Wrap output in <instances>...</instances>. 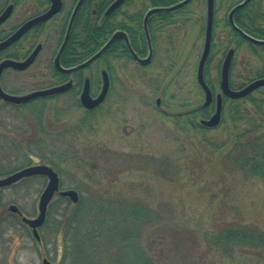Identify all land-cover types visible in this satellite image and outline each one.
I'll return each instance as SVG.
<instances>
[{"label": "rangeland", "instance_id": "obj_1", "mask_svg": "<svg viewBox=\"0 0 264 264\" xmlns=\"http://www.w3.org/2000/svg\"><path fill=\"white\" fill-rule=\"evenodd\" d=\"M65 1L68 12L72 1ZM206 2L195 0L174 13L172 22L179 23L166 25L156 36V57L146 69L127 58L108 57L83 71V77H90L91 81L101 76L102 70L111 75L110 93L93 113L90 132L69 136L63 142L49 139L48 148L46 145L29 152L26 143L32 135H23V130L28 129L25 121L29 109L5 108L0 102V177L4 171L21 169L23 158L32 157L30 165L44 164L40 157L45 155L59 163L61 189L76 190L79 197H93L95 189L104 192L109 188L111 192L125 193L127 198H144L152 208L165 204L176 207L173 222L153 226L143 237L144 247L158 257L160 264H264V252L241 248L233 259H227L203 239L204 231L216 232L227 224L264 227V183L246 180L216 147L222 141L231 146L234 117L262 123L257 111L252 114L251 104L254 101L257 105L260 96L254 93L234 104L225 102L222 123L215 129L195 127L200 117H184L181 122L175 118L204 102L196 75L205 42ZM238 2L216 0L215 36L205 72L215 93H220L222 63L232 48L236 50L229 73L232 87L242 88L264 74V54L260 60L255 44L230 35L226 26L227 13ZM254 2L257 4V0ZM140 4L135 0V7L129 8L133 11ZM61 19L51 22L36 40L35 44L43 43L44 48L34 65L23 73L8 70L3 74L5 90L24 95L65 82L55 76L53 68ZM100 89L101 83L93 95ZM261 93L264 99V88ZM78 98L65 94L49 99L45 114L54 117L55 110L62 125L75 124L85 116L76 105ZM236 107L244 110L239 114ZM243 122L237 125L243 127ZM47 183L46 177L36 176L5 188L0 214L8 215L7 208L14 204L24 216L36 218L39 196ZM63 199L56 195L51 202L48 224L40 229L41 242L33 238L32 230L21 219L12 217L7 223L0 219V264H43V259L61 264L63 235L58 237L54 226L61 221L68 204Z\"/></svg>", "mask_w": 264, "mask_h": 264}, {"label": "trees", "instance_id": "obj_2", "mask_svg": "<svg viewBox=\"0 0 264 264\" xmlns=\"http://www.w3.org/2000/svg\"><path fill=\"white\" fill-rule=\"evenodd\" d=\"M90 1H98L96 15L92 14L88 8ZM113 1H86V4L81 8V11L75 19L71 37L64 50L65 52L62 57V64L64 66H75L91 57L104 45L116 26L128 29L131 34H135V27L132 28L129 24L130 21L133 23L139 21L140 26H138V30L142 29L141 12L147 8L146 3H150L152 6H170L181 0H140L141 7H143L140 13L130 15L129 12H124L121 14V16L125 17L126 22H116L113 17L117 13L108 18L103 17V13ZM251 1L246 8L236 12L235 23L252 36H264V27L260 28L258 26L256 15L253 11L254 0ZM127 2L131 4L134 0H127ZM183 9L165 13L163 16H165L168 22L173 20L174 13ZM101 18H104L102 22L99 21ZM225 20L226 26L230 30V35L246 41V39L230 27L228 19L226 18ZM262 21H264V18ZM215 26L216 18L213 37L215 36ZM44 34L45 32L42 30L37 31L38 38ZM63 34L64 32L61 33L62 36ZM133 36L134 48H138L136 35ZM122 47L121 43H115L113 46L114 49L112 51L108 50L102 58H110V55L115 57L114 52ZM54 72L55 76L61 81L67 78V75L58 73L56 70ZM100 83V78H96L94 81L95 89L99 88ZM67 94H72L78 98L79 92L77 86ZM249 98L251 96L247 97V99ZM49 99L53 98L39 99L35 103L33 102L22 108L29 109V114L25 121L28 129L23 130V135H32V139L26 143V150L28 149L29 152L36 151L37 147L46 146L49 139H56L55 141L63 142L69 136H80L82 132H90L93 130L92 122L94 116L92 112H85V116L72 125H62L60 122L61 119L56 118L58 111L54 110V117L53 115L45 114V103ZM238 101L230 102L234 104ZM251 104L254 108L252 114L261 116L259 119L262 120V123H256V120L253 118L243 119L242 117H234L232 120L234 126L232 128L235 131V136L233 137L231 146L226 141H222L216 147L222 153L223 159L231 164L233 168L240 171L246 180H259L264 183V99H257V105L254 101ZM76 105L81 107L78 99ZM236 109V112L239 114L244 110L242 108L240 111L237 107ZM16 110H19V108ZM245 111L251 113L248 109H245ZM208 112L209 109L199 107L196 113L190 110L177 114L175 118L181 122V119L184 117L196 119L200 117V114L207 115ZM243 120V123H245L243 124L244 126H238L237 123ZM194 126L204 129L200 124ZM33 145L36 148L31 147ZM40 159L44 164L51 165L58 174L61 172L59 163L52 162L45 155H42ZM22 160L21 166H19L21 168L30 165L33 158L27 157ZM59 161L62 162V159H59ZM17 169L14 168L10 171H4L2 174H8ZM98 191L100 190L95 189L93 191V194H95L93 197H80L77 204H72L67 198L63 199L68 204L65 207L64 213L61 214V221H58L54 226L56 227L55 231L57 236L59 237L60 234L63 235V257L61 264H160L158 263V257L148 253V250L144 247L143 237L151 227L162 223L167 225L173 222L176 219V207L165 204L161 208H152L141 197L127 198L125 193H121L120 191L111 192L109 188L104 192ZM17 220L19 219L17 218ZM7 221V219H1V223H7ZM48 221L49 216L47 215L44 227L48 224ZM203 239L207 241L209 246L218 250L227 259H233L236 251L241 248L264 252L263 226L242 223L227 224L216 229V232L204 231Z\"/></svg>", "mask_w": 264, "mask_h": 264}, {"label": "water", "instance_id": "obj_3", "mask_svg": "<svg viewBox=\"0 0 264 264\" xmlns=\"http://www.w3.org/2000/svg\"><path fill=\"white\" fill-rule=\"evenodd\" d=\"M52 1V6L51 9H49L47 12H45L42 15H39L35 18H33L31 21L27 22L24 24L12 37H10L8 40L4 41L3 43L0 44V50L7 47L11 43H13L15 40L19 39L24 32H26L28 29H30L32 26L45 22L49 20L52 16H54L56 13L60 12L62 9V1L61 0H51ZM84 0H79L78 4L76 5L72 17L70 19V23L67 29V32L65 34L64 40H62V44L54 58L53 64L56 70H58L61 73H66V74H72L79 70H82L87 68L88 66L92 65L94 61H97L109 48L110 46L117 40L123 39L127 44L128 48L133 54L134 58L143 66L148 65L151 60H152V46H151V40L149 37V31L147 27V21L148 18L154 13L158 12H173L178 9L183 8L184 6L188 5L192 0H182L174 5L171 6H164V7H155L151 8L148 13L146 14L145 17V22H144V28H145V34L148 39L149 43V55L147 58L142 59L138 58L131 48L129 44V38H127V34L123 31H117L115 32L108 40L107 42L95 53L93 54L89 59L84 61L83 63H80L76 66L72 67H65L61 64V56L63 54V50H65L67 43L70 38L71 30L73 27L74 19L76 17V14L82 5ZM125 0H116L107 10L106 15H109L112 13L115 9L120 7ZM251 1L250 0H243L242 2L238 3L236 6L232 8L230 13L228 14V22L230 27L238 32L240 35L243 36L244 39L247 40V42H251L253 44H260L264 45V40L258 39L257 37H254L247 32H244L240 27H238L235 23L234 16L235 13L243 8H245ZM207 17H206V31H205V43H204V48L203 52L201 54V58L199 60L198 68H197V81L198 85L201 86L203 91L205 92V106L210 105L212 99H213V94L212 91L207 84L205 80V67L206 63L208 61V58L211 53V48H212V40H213V29H214V21H215V0H207ZM8 13H5L2 17H0V23L5 20V18L8 16ZM41 50V45H39L34 52H32V55L24 62H15L11 60H6L0 64V98L14 103V104H24L27 103L31 100H35L36 98H46V97H53L56 95L63 94L70 90L73 87V81H68V83L63 84V85H58L54 87H50L47 89H41L34 91L32 93L26 94V95H11L6 93L2 87H1V76L3 71L8 68V67H13L17 70H25L28 68L36 59L38 56L39 52ZM235 55V50L230 49L224 62L222 63V69H221V80H220V89L222 91V95H225L231 99H240L245 98L248 95H250L254 90H256L259 87L264 86V78L261 79H256L252 82H250L247 86L241 88V89H232L230 86V70H231V65L233 61V57ZM103 75V85L102 89L100 90V93L96 96L93 97L91 94V86H90V81L89 79L85 80V85L84 88L81 92L80 95V101L82 106L87 110H93L97 109L103 102L107 99V96L110 91L111 87V80H109V75L108 72L105 70L102 72ZM218 95V101H217V108L216 112L210 119H203L201 121V125L203 127L207 128H215L220 125L221 120H222V111H223V99L222 95ZM160 101L158 100V103ZM33 176H45L48 178V183L45 189L43 190L40 199H39V214L36 218H28L23 215V213L20 211V208L16 205H10L9 211L18 213L19 216L21 215L22 217V222L27 225L29 228L32 229V234L33 238H35L37 241H41L39 229L44 225L47 214H48V209L53 201L54 197L56 195H59L64 198H68L70 202L77 204L80 197L79 193L76 190L72 189H61V181L60 177L55 171V169L47 164H36V165H31L25 168H22L4 178L0 179V198H1V190L7 186H10L12 184H15L19 182L20 180L27 178V177H33ZM43 264H51V262L48 259L43 260Z\"/></svg>", "mask_w": 264, "mask_h": 264}, {"label": "flooded vegetation", "instance_id": "obj_4", "mask_svg": "<svg viewBox=\"0 0 264 264\" xmlns=\"http://www.w3.org/2000/svg\"><path fill=\"white\" fill-rule=\"evenodd\" d=\"M61 1H62V9H61L60 12L56 13L49 20L32 26L30 29H28L26 32H24V34L19 39L15 40L13 43H11L7 47H5V48H3V49L0 50V64H2V62L6 61V60H11V61H15V62H24V61H26L32 55V52H34L35 49L39 45H41V50H40L38 56L36 57V59L34 61V62H36V60L39 58V56H40V54H41V52L43 51V48H44V44L43 43H36L35 44L36 40L39 39L38 36H37V31L38 30H42L44 32L46 30L47 26H50L51 22L52 23L53 22H56V20L59 17H62V19L60 21V30L59 31H60V34L62 32H64V34H63V36L62 35L60 36V44H59V47H58V50H59V48H60V46H61V44L63 42L62 40H64L65 34L67 32V29H68V26H69L70 19L72 17L73 11H74L76 5L78 4L79 0H71L72 1V6H71V9L68 12L65 10L66 9V1L65 0H61ZM86 1L87 0H84L83 1L82 5L80 6V8H79V10H78V12L76 14L75 19L77 18L79 12L81 11V8H83L84 5L86 4ZM115 1L116 0H114L111 3V5ZM242 1H239L238 3L242 2ZM254 1H256V0H254ZM194 3H195V0H192L185 7H188L189 5L194 4ZM237 4H235L234 6H236ZM96 5H98V1H95V2L90 1V3L88 4V8L90 9V11L92 12V14H94V15L97 14V6ZM148 5H149V3H146L147 8L145 10H143V11L141 10L143 8V7H141V4L132 11V10H130L129 7L130 6H132V7L134 6L135 7V0L131 4H128L127 0H125L124 3L120 7H118L117 9H115L109 15H106V12H107V10L109 9L110 6L107 7L108 9L103 13V17L104 18H108L110 16H113L115 13H117L113 17L116 20V22H118V21H125L126 22L125 17L121 16V14H123L124 12H129L130 15H134V14L140 13V11H142L141 12L142 13V17H141V27H142V29H139L138 30V26H140V22L139 21H137V23H133L132 21H130V24H129L130 27H132V28L135 27V29H136V30H134L135 34H133V33L131 34L128 31V29H125L123 27L116 26L115 27V30H113V32L107 38V40H108L117 31H123V32H125L127 34V36H128L127 38H129V44H130L131 48L133 49V51L135 52V54L137 56H139L138 58H142V59L147 58L148 55H149V47H148L149 46V43H148V39H147L146 34H145V28H144V22H145L146 14L148 13V11L151 8L164 7V6H154V5L150 7ZM51 6H52V1L51 0H29V1L28 0H0V17H2L5 13H8L7 14L8 16L5 18V20L0 23V44L3 43L4 41L8 40L10 37H12L24 24H26L27 22L31 21L33 18H35V17H37L39 15H42L45 12H47L49 9H51ZM20 8H21V10H20ZM232 8L227 13V19H228V14L232 10ZM32 10H34L35 13L30 14L31 13L30 11H32ZM253 11H254V14L256 15V19H257L258 26L260 28H263L264 27V21H262V19L264 18V0H257V4H256V2H254ZM215 12H216V7H215ZM165 13H168V12H158V13H154V15L152 14L148 18V21H147V27H148V31H149V37H150V40H151V46H152V52H153L152 60H151V62L148 65L143 66V65H141L136 60V58H134L133 54L131 53V51L128 48V44L123 39H120V40L115 41L110 46V48L108 50H111V51L114 49L113 46L117 42L121 43V46H123L122 48H119V49H117L114 52L115 57L114 56L112 57L111 55H110V57H112L113 59H117V58H127V59H130V60L134 61L137 64L138 67H140L142 69H146L147 67H149L153 63V61H154V59L156 57V47H155L156 46V42H157L156 41V36L157 35H160L164 31V27H166V25H175V24L179 23V21L172 22L173 20H170V21L167 22L165 16H163V14H165ZM215 18H216V13H215ZM75 19H74V23H75ZM103 19L101 18L99 21L102 22ZM234 20H235V16H234ZM74 23H73V26H74ZM57 25H59V24H57ZM72 29H73V27H72ZM71 33H72V30H71ZM133 35H136V39H137V42H138V48H134V36ZM70 37H71V34H70ZM257 38L264 40V36L263 35H260ZM107 40L105 41V43L107 42ZM67 45H68V43H67ZM255 45L257 47V57L260 60H262V54H264V45H260L259 43L258 44H255ZM233 49L235 50V48H233ZM58 50L55 51L56 53L54 55V58H55ZM64 52H63V54H64ZM106 52L99 59H97V61H94V62L96 63L98 61H101V59H103L102 57L106 54ZM63 54L61 56V61H60L61 64H62ZM226 56H225V58H226ZM54 58H53V61H54ZM225 58H224V60H225ZM86 60H84V61H86ZM84 61H82L81 63H83ZM34 62L28 68H26L25 70H17V69H15L13 67L6 68L3 71L2 76H1V87H2V89L6 93H8V94H11V95H19L16 92L12 93V92H8L7 90L4 89V87L2 86L3 74H5V72H7L8 70L9 71H12V73L13 72H22L23 73V72L27 71L32 65H34ZM90 66H88L85 69H88ZM65 67H68V66H65ZM53 68H54V70H56L55 67H54V64H53ZM221 69H222V67H221ZM56 71L58 73H61L58 70H56ZM83 71H85V70L82 69V70H79L77 72L74 71V73H72V74L61 73V74L67 75V78L65 79V82H62L59 85L66 84V83H68V81H71L72 80L73 81V87L70 90H68L67 92L63 93V94L56 95V96H53V97H46V98H54V97H58V96H61V95H65L68 92H70L75 86H77V88H80L79 86H81V89H79V91H78L79 92V94H78L79 95L78 96L79 97L78 98V102H79L80 101L81 92H82V90L84 88V85H85V82H86L85 80H87V79H89L88 81H90L91 94H92L93 97H96L100 92L97 95H93L92 92L95 89V87H94V80L91 81V78L90 77H83ZM103 71H105V70H102L101 73H100L101 76L97 77V78H100L101 77L100 78V80H101V89H102V85H103V75H102V72ZM108 75H109V78L111 79V75H110L109 72H108ZM196 78H197V75H196ZM261 78H264V74L262 75L260 73L259 75H257V78L256 79H261ZM73 79L74 80L75 79H79V82L78 81L76 82ZM82 79H83V82H82ZM205 80H206V82L208 84V81L206 79V73H205ZM220 80H221V76H220ZM55 86H58V85H55ZM230 86H231V84H230ZM52 87H54V86H52ZM199 87L201 88V86H199ZM209 87H210V89L212 91L213 99H212L210 105H208V106H205V104H204L205 103V96H204L205 95V92L201 88L202 92L204 93V95H203L204 96V102L200 106H201L202 109L203 108L204 109H209V114H207V115L200 114V121H199L200 124H201V121L203 119H210L212 117V115H214V113L216 112V108H217L218 95H220L222 93L221 89H220V93L219 92L218 93H215L214 89L210 85H209ZM219 88H220V85H219ZM231 88L232 89H241V88H234L232 86H231ZM263 88H264V86L257 88L256 90H254L247 97L252 96L254 93H257V96H260V98L258 97L257 99H261L262 100V93H261V91L263 90ZM96 89H98V88H96ZM32 92H34V91H32ZM32 92H30V93H32ZM109 93H110V91H109ZM27 94H29V93H27ZM24 95H26V94H24ZM247 97L241 98V99H247ZM39 99H44V98H36L35 100H31V101H29L27 103H24V104H14V103L5 101V100H3L1 98H0V102L2 103V107H11V108H14V109H18V108L19 109H22V108L30 105L33 102L35 103V101H37ZM222 99H223V104H222L223 105L222 120H223L225 101H227V100L235 101V100H240V99H231V98H229V97H227L225 95H222ZM79 104L81 106L80 108H82L84 110V112H92V113H95L103 105V104H101L97 109L95 108L93 110H88V109L86 110L82 106L81 102H79ZM159 104H160V102L158 103V105ZM213 109H214V111H213ZM198 110H199V107H195L191 111L196 113ZM14 172H16V171H12L11 173L4 174L2 177H0V179L1 178H4V177H6V176H8V175H10V174H12ZM33 177H36V176H33ZM33 177H27V178H24V179L33 178ZM24 179H22V180H24ZM22 180H20V181H22ZM17 183H15V184H17ZM15 184H12V185L7 186L5 188L12 187ZM5 188H3L1 190V192ZM12 217L13 218L14 217H17L18 219H22L21 218L22 217L21 215L19 216L18 213L11 212V211H9V209H8V215L5 212H3V213L0 214V219H7V220H9Z\"/></svg>", "mask_w": 264, "mask_h": 264}, {"label": "bare ground", "instance_id": "obj_5", "mask_svg": "<svg viewBox=\"0 0 264 264\" xmlns=\"http://www.w3.org/2000/svg\"><path fill=\"white\" fill-rule=\"evenodd\" d=\"M244 31V30H243ZM245 32V31H244ZM239 34V33H238ZM240 35V34H239ZM242 36V35H241ZM243 37V36H242ZM255 37V36H254Z\"/></svg>", "mask_w": 264, "mask_h": 264}]
</instances>
